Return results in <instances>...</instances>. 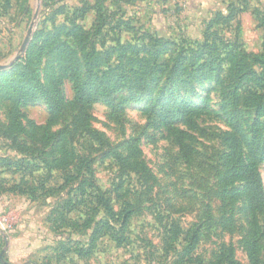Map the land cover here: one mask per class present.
I'll use <instances>...</instances> for the list:
<instances>
[{
	"label": "rangeland",
	"instance_id": "obj_1",
	"mask_svg": "<svg viewBox=\"0 0 264 264\" xmlns=\"http://www.w3.org/2000/svg\"><path fill=\"white\" fill-rule=\"evenodd\" d=\"M27 52L66 101L87 66L94 81L140 76L147 89L93 102L86 126L69 107L50 124L38 99L19 108L17 130L13 65ZM16 54L0 70V264H252L251 244L264 264V211L253 226L243 182L224 178L232 86L245 163L264 102V0H0V63ZM171 86L197 125L182 126L189 161L155 122L154 100ZM136 137L139 154L127 157ZM256 166L264 192V158Z\"/></svg>",
	"mask_w": 264,
	"mask_h": 264
},
{
	"label": "trees",
	"instance_id": "obj_2",
	"mask_svg": "<svg viewBox=\"0 0 264 264\" xmlns=\"http://www.w3.org/2000/svg\"><path fill=\"white\" fill-rule=\"evenodd\" d=\"M234 55L233 68L239 75L241 72L239 59ZM36 59L32 57L31 52H27L20 62L13 65L14 74L19 78L18 86L14 90L15 105L10 110L11 125L20 130L19 108L30 102L42 99L48 111V122L56 123L66 112L67 108L73 110V120L75 123L86 126L90 118V106L98 100L104 101L107 105H114L117 97L121 94L123 88H127L134 93L147 89V84L143 77L137 76L123 82L122 79L127 75L117 76L107 81L93 80L94 70L91 66L86 67L85 73L76 69L71 74L73 98L66 101L59 88L55 78H52L45 85L33 69ZM247 79H256L252 71L242 74ZM239 85L235 83L232 86L231 95L232 103L229 105L228 125L230 132L226 135L228 144L227 162L228 168L224 175L225 186L228 183L238 180L242 181L241 194L246 202L249 213L252 217V225L257 223V213L264 211V192L261 185V177L256 166V161L264 158V129L262 117L264 116V102L260 101L255 108L253 122L249 129V138L247 139V155L249 163L241 159V139L239 130L241 128L239 109ZM161 97L154 100L152 108L156 116V123L161 127L173 142L177 145L180 156L189 161L195 153L193 134L182 128L185 125L188 129L196 128L195 120L190 116V107L183 101H178L176 90L173 86L167 90L160 91ZM169 96L172 100L169 101ZM138 138H131L127 141V157H135L139 154ZM187 248L190 252L194 245V237ZM230 258V255L229 257ZM250 260L252 264H259L257 261V247L255 244L250 245Z\"/></svg>",
	"mask_w": 264,
	"mask_h": 264
},
{
	"label": "water",
	"instance_id": "obj_3",
	"mask_svg": "<svg viewBox=\"0 0 264 264\" xmlns=\"http://www.w3.org/2000/svg\"><path fill=\"white\" fill-rule=\"evenodd\" d=\"M31 32H32V25L27 30L26 36H25L24 41H23V43L21 45V49H25L26 48V45L28 44L29 39H30ZM17 57H18V55L16 54L11 59H9V60H7V61H5L3 63H0V70L1 69H5L6 67H8V65L13 62L12 59H16Z\"/></svg>",
	"mask_w": 264,
	"mask_h": 264
}]
</instances>
